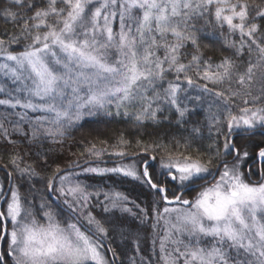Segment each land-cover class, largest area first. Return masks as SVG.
Wrapping results in <instances>:
<instances>
[{
  "label": "snow or ice",
  "instance_id": "6c2138e0",
  "mask_svg": "<svg viewBox=\"0 0 264 264\" xmlns=\"http://www.w3.org/2000/svg\"><path fill=\"white\" fill-rule=\"evenodd\" d=\"M0 18L14 29L0 32V264H264V3L0 0ZM213 23L232 53L218 62L199 45ZM100 114L189 134L176 151L72 137ZM46 144L84 151L53 168ZM109 174L154 199L89 182Z\"/></svg>",
  "mask_w": 264,
  "mask_h": 264
},
{
  "label": "trees",
  "instance_id": "16d2710c",
  "mask_svg": "<svg viewBox=\"0 0 264 264\" xmlns=\"http://www.w3.org/2000/svg\"><path fill=\"white\" fill-rule=\"evenodd\" d=\"M250 2H255L257 4L264 3V0H250ZM260 23H264V21H259ZM205 27V35H201V39L199 40L200 50L205 54V56L211 57L214 62H218L222 56L231 55V51L226 47L225 38L228 37V29L225 27L223 31V35H221V30L215 27V24H209ZM4 29H8L9 31H13V27L10 23L5 22L3 18H0V32H3ZM6 38V37H5ZM238 39V38H237ZM14 50L19 51L21 49L14 48ZM171 79V77H169ZM203 82V81H201ZM3 97V96H0ZM239 103V101H237ZM242 106V105H241ZM6 109L3 106H0V114H4ZM29 115H32L30 112ZM203 120V113L197 117ZM83 127L73 130L72 137L76 140H81L84 137L88 139L96 140H105L107 141L109 146L116 145L117 139L123 135L132 144H135L137 139L144 141L145 143H151L154 140H163L167 145L169 150L176 151V146L171 143L173 137L176 139H180L181 136H188V132L179 129L175 123L168 124L167 122L161 123L159 125H154L152 123H145V125L140 126L139 129L137 125L129 118L122 116H105L103 114L94 116V117H86L82 122ZM16 137H13L15 139ZM259 140V137L255 138ZM243 142V140H241ZM69 143H71V138L69 139ZM87 143V140H85ZM183 143V141H181ZM204 145L210 141H204ZM99 146V145H98ZM27 147V146H25ZM45 147H53L52 152V160H50L51 166L54 168L56 164H60L62 167L66 162L75 159L71 155V152L79 154L84 151V148L79 144L74 145L69 151L67 146L64 149H59L57 146H51L46 144ZM194 148H200L202 151L204 147L201 144H194ZM130 152L138 151L135 147L127 149ZM62 151V154H61ZM163 152H155L153 155L157 156V160L153 162L150 166V171L157 172L159 171V159ZM145 156L137 157V162L141 159H146ZM105 160H114L115 157L109 158L108 156L104 157ZM55 161L53 163L52 161ZM130 161V160H124ZM8 162V154L4 152H0V164H4ZM132 162V161H131ZM114 162L108 161L109 165H113ZM5 172L3 169H0V180L5 179ZM253 180L259 179L257 174H253ZM6 182V181H5ZM92 184L102 185L106 190L109 186L116 191H120L126 194L130 200L136 201L137 204H140L141 207H145L150 204V202L154 199L153 195L148 191L146 185H141L137 181L133 180L130 177H123L121 175L109 174L105 177L96 176L92 180L89 181ZM38 187L41 185H37ZM175 187V184H173ZM26 188H22L21 191H25ZM94 190V189H91ZM179 191V189H177ZM199 189H197L198 191ZM195 195V192L189 191L185 192L184 196L188 199H191ZM131 207V205H129ZM135 212L136 209L133 208ZM136 223V221L133 219ZM128 225V224H127ZM150 231V230H149Z\"/></svg>",
  "mask_w": 264,
  "mask_h": 264
},
{
  "label": "rangeland",
  "instance_id": "374dc122",
  "mask_svg": "<svg viewBox=\"0 0 264 264\" xmlns=\"http://www.w3.org/2000/svg\"><path fill=\"white\" fill-rule=\"evenodd\" d=\"M2 62H4L3 58H0V63H2ZM2 79H3V77H2V75H0V80H2ZM0 98H6V97H0ZM123 162L124 163H131V161H129V162L128 161H126V162L123 161ZM112 166H114V164L113 165H109L108 167H112ZM185 198H187V197H185ZM1 206H2V210H3L4 206L3 205H1ZM93 212L97 216L98 219H101V220L105 219L104 214H102L99 210L93 209ZM116 216L119 217L121 220H123L126 224L135 227L136 223L133 221V218L131 216H129L127 214H124V213H116Z\"/></svg>",
  "mask_w": 264,
  "mask_h": 264
},
{
  "label": "water",
  "instance_id": "95a60500",
  "mask_svg": "<svg viewBox=\"0 0 264 264\" xmlns=\"http://www.w3.org/2000/svg\"><path fill=\"white\" fill-rule=\"evenodd\" d=\"M108 161L114 162V161H116V159H114V160H108ZM211 179H212L211 177L208 178L209 181H211ZM0 210H2V206L1 205H0Z\"/></svg>",
  "mask_w": 264,
  "mask_h": 264
}]
</instances>
